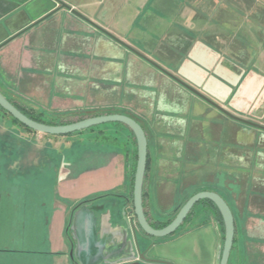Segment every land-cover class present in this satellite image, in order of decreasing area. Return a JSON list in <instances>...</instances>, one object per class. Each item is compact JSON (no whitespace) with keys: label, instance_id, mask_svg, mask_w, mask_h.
Here are the masks:
<instances>
[{"label":"crops","instance_id":"crops-1","mask_svg":"<svg viewBox=\"0 0 264 264\" xmlns=\"http://www.w3.org/2000/svg\"><path fill=\"white\" fill-rule=\"evenodd\" d=\"M61 4L230 114L264 126V0H0V46L13 39L0 48V92L37 112L135 119L148 140L150 224L172 221L199 192L218 193L235 220L228 264H264V131L230 119ZM18 144L36 150L18 159V170L54 166L55 196L40 202L35 189L11 191L21 197L12 213L0 198V220L16 222L11 235L0 231V264H78L72 226L83 205L113 261L133 252L219 264L224 235L206 205L167 239L139 229L137 142L124 125Z\"/></svg>","mask_w":264,"mask_h":264},{"label":"water","instance_id":"water-1","mask_svg":"<svg viewBox=\"0 0 264 264\" xmlns=\"http://www.w3.org/2000/svg\"><path fill=\"white\" fill-rule=\"evenodd\" d=\"M61 7L71 11L74 15L86 21L108 37L117 41L119 44L126 47L132 53L145 60L155 68L162 71L168 77L176 81L178 84L191 91L223 114H225L230 119L239 122L241 124L247 125L249 127L264 131V126L256 124L254 122L242 119L240 117L234 116L224 110L222 107L216 105L214 102L206 98L204 95L185 84L174 75L163 70L158 64L148 59L142 53L123 43L119 39L110 35L107 31L93 23L92 21L86 19L77 11L73 10L66 4H61ZM15 38V37H14ZM13 39L8 40L6 43L0 46H5L8 42ZM0 107L15 120H17L21 125L28 128L29 130L43 135L53 136V137H62L71 135L74 133L82 132L95 128L100 125L108 123H119L127 127L135 136L137 142V166L134 177V186H133V206L134 213L136 217V222L139 229L149 237L156 239H165L174 235L177 230L184 224L188 215L191 213L193 208L202 201L212 202L218 209L224 223V245L221 254L219 264H228L229 257L233 248L234 236H235V220L232 213V210L225 199L215 192L203 191L193 195L179 210L176 217L163 229H155L151 226L148 221L143 204V189L144 181L146 176L147 164H148V140L146 133L142 126L133 118L126 115H104L86 118L84 120L61 126H51L43 123H38L27 116H25L21 111H19L1 92H0ZM96 218L94 213L88 209L87 205L80 207L74 214L73 217V236L77 241V247L72 252V257H75V260L78 264H170L163 263L155 259H148L145 254L136 255L133 252H126L123 258L119 261H113L110 258V252L104 244L97 242V232H96ZM122 248V247H121ZM119 247L118 251L121 250ZM93 250V252L91 251ZM92 253V257L88 258V254ZM87 252V253H86Z\"/></svg>","mask_w":264,"mask_h":264},{"label":"rangeland","instance_id":"rangeland-1","mask_svg":"<svg viewBox=\"0 0 264 264\" xmlns=\"http://www.w3.org/2000/svg\"><path fill=\"white\" fill-rule=\"evenodd\" d=\"M49 119L62 118L60 114L45 113ZM80 116H72L71 120H78ZM51 136L27 132L22 127L14 124L10 116L0 112V191L5 192L0 198L7 207V211H15V205L21 197L15 195H6L11 191L18 189H35L38 191V200L50 202L54 198V186L56 182V173L53 165L45 166H24L23 169L18 170L15 164L18 159L28 154H34L36 151L33 147L18 144V140L30 139H49ZM34 146V145H33ZM44 154H47L53 159H57L55 152L52 149H47ZM28 161V160H27ZM16 222L12 219L4 221L0 220V231L4 236L9 234L15 228Z\"/></svg>","mask_w":264,"mask_h":264},{"label":"trees","instance_id":"trees-1","mask_svg":"<svg viewBox=\"0 0 264 264\" xmlns=\"http://www.w3.org/2000/svg\"><path fill=\"white\" fill-rule=\"evenodd\" d=\"M2 93V92H1ZM3 94V93H2ZM4 95V94H3ZM5 96V95H4ZM6 97V96H5ZM7 98V97H6ZM19 111H21L25 116H27L28 118L38 122V123H43V124H47V125H51V126H61V125H68V124H72V123H75V122H78V121H81V120H84L86 118H90L92 116H98V114H94V115H87V116H80V118H78V120H71L70 117H62V118H56V119H49L45 113H42V112H37L35 111L34 109L32 108H29V107H26L24 105H20L18 104L17 102H15L14 100L10 99V98H7ZM0 112L4 113L5 115H8L10 116L9 114H7L1 107H0ZM12 122L16 125H18L19 127H22L24 130H26L27 132H32V133H35L31 130H29L28 128L24 127L23 125H21L17 120H15L12 116H10ZM116 125H121L119 123H115ZM94 128H91L90 130H93ZM81 132H78V133H74V134H71V135H67V136H72V135H77ZM131 133V136L132 138L135 140L136 142V139H135V136L134 134L130 131ZM134 177H135V173H134ZM84 203H80V205H82ZM185 204V202L183 203V205ZM183 205L178 209L177 212H179V210L183 207ZM198 205H206L208 206L209 210H206L205 211V215L207 213H209V215L211 214L212 216H214V218L219 222L220 226H221V231L223 233V235H225V230H224V223H223V219L218 211V209L216 208V206L210 202V201H202L200 202L199 204H197L193 210L191 211V213L188 215L187 219L185 220L184 224L177 230L178 231H181L183 229V227L186 225V223L189 221V219L191 218V216L193 215L194 213V209L198 206ZM171 221L169 222H164V223H155V224H151V226L155 229H163L164 227H166L167 225H169ZM176 232V233H177ZM168 238V237H167ZM165 238V239H167Z\"/></svg>","mask_w":264,"mask_h":264}]
</instances>
